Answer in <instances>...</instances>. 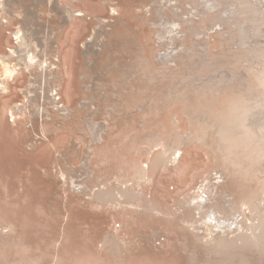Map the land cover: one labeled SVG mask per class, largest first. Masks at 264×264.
Here are the masks:
<instances>
[{"label": "rangeland", "instance_id": "obj_1", "mask_svg": "<svg viewBox=\"0 0 264 264\" xmlns=\"http://www.w3.org/2000/svg\"><path fill=\"white\" fill-rule=\"evenodd\" d=\"M62 1L72 8L80 6L88 15L70 18L50 36L49 57L55 63L58 95L45 98L40 90L36 109L26 97L32 78L30 71L17 65V71L5 74L0 59V83L5 79L7 86L0 89V264H264V254L262 256L255 247L243 245L242 248L240 243L225 247V251L216 252L217 248L213 251L178 217L183 214L188 217L187 213L182 208L175 212L179 201L188 198L207 177L218 175L215 172L220 169L224 174L214 190H227L238 202L262 181L249 172L250 179L244 175L246 166L243 170V167H234V170L233 166H225L218 136L210 124L209 129L199 119L200 123L197 122L195 112L193 115L189 112V107L197 112L203 108L200 112L209 119L223 121L231 102L239 95L237 81L227 85L217 96L214 93L215 98L206 92L205 105L197 96L192 99L188 96V105L177 97L169 99L166 93L168 87H175L180 71L182 75L187 72L188 59L196 62L205 56V62H212L213 66L215 63L219 68L211 72L207 70L211 63L199 65L204 77L220 76L219 71L222 76L237 72L241 85L258 88L259 79L254 75L257 65L242 61V50L233 28L242 15L238 13L239 16L227 19V23L219 18V15L227 18L226 13L234 2L221 0V5L204 9L196 0ZM112 6L114 12L110 10ZM36 14L43 19L49 17L54 27L62 20L57 11L46 5ZM103 20L109 24V28H105L106 42L97 54H91L90 60H86L85 42ZM166 20L178 23L179 35L164 47L160 46L157 31L167 29ZM19 24L20 20L0 9V56L12 55L11 63L18 61L10 49H19L13 37ZM117 38L122 39L119 42ZM169 49L172 52L166 58L164 53ZM23 51L18 53L23 54ZM202 54L205 55L200 56ZM172 73H178L173 76L174 80ZM168 100L173 102L169 104ZM209 100H213L212 103ZM196 103L198 106L193 105ZM153 108L158 109L157 112ZM209 108H213L210 114ZM93 121L101 123L102 138L89 143L88 131ZM44 126L47 135L42 133ZM176 135L180 142L187 138L182 141L180 158L176 163L157 165L163 147L151 144L157 142V137L162 139L159 142L177 140ZM241 151L238 149L236 154L239 158L234 157L244 162L246 157ZM85 161L95 176L88 177L92 180L79 178L86 181L79 186L82 189L79 192L78 186L72 188L69 179L65 182L60 171L79 168ZM141 165L148 168L147 176L139 185L127 183L138 196L133 206L119 201L113 204L104 203V199L100 201L98 193L102 190L99 189H103V194L105 189L118 186L116 190L121 191L119 188H125L117 185L114 175L123 173L129 177ZM108 177L111 182L107 187H94L99 180ZM93 191H98V196L86 194ZM150 199L157 209L152 212L147 209V204L152 202ZM111 233L119 236L123 248L120 254L110 241L104 244ZM110 250L118 254L112 255Z\"/></svg>", "mask_w": 264, "mask_h": 264}, {"label": "bare ground", "instance_id": "obj_2", "mask_svg": "<svg viewBox=\"0 0 264 264\" xmlns=\"http://www.w3.org/2000/svg\"><path fill=\"white\" fill-rule=\"evenodd\" d=\"M67 1L74 2V0H67ZM105 1H109V0H105ZM196 1L200 2V4L202 5V8H204V9H208V8L215 6V5H217V6L221 5V3H220L221 0H196ZM232 2H234V5L231 7L230 11L228 13H226L227 18L226 17L222 18V15H219V18H220L221 22L227 23L226 22L227 19L239 16L238 13H240L242 15L241 18H238L237 21L234 22L235 26L233 28L236 31L235 37H236V41L238 43V47L242 50V61L248 65H251V66L252 65L254 66V64H255L254 67H256V65H257L256 71L254 72V75H256V77H258V79H259V83L257 81V83L259 84V86L257 85L258 88L257 87L253 88L250 86V84L241 85L240 84L241 80L238 78L237 72H233V74H230V75L228 73L227 75L222 76V72L219 71L220 76H218V74H214L212 77H204L205 74H204V72L200 71V69L202 67L200 68L199 65L202 66V65L207 64V66H209L211 63L212 66L210 65L211 67L209 66L208 67L209 69H207V70H211V72H213L219 68L218 67L219 65H217V64L215 65V63H214V66H213L212 62L206 61L207 62L206 63L204 60H207L206 59L207 56H205L204 57L205 59L203 58L204 60L200 59L199 61H196V62L194 59L190 60L187 58L188 61H190L189 62L190 64H186L187 65V72L182 75V71H180L181 74H179V77L175 78L176 82L171 81L172 83L175 82L174 83L175 87H173V88L168 87L169 89L166 88V89H168V92H166V93L168 94L169 99H170V97H172V100H173L174 97H177L178 99H182L185 103L188 100V96H190L191 99L193 96H197L199 98L200 102H202L203 105H205L206 101L204 100V97H205L204 95L206 92H210L211 95L216 93V96H217V93L219 94L222 89L228 87L227 85L233 83L234 80L237 81L238 82V86H237L238 91H236V92H239V93H237L239 95L237 96L238 98L236 97L237 100H235L234 102L233 101L231 102L232 105L229 104L231 106L229 107L230 109H228L229 112H228V115L226 116L227 120H226V118H223L226 121L223 120L224 121L223 122V121H218V120H211V117L209 119L208 115L206 117V115H204L200 112L203 109V108H201V109L199 108L200 105L198 107V109H200V111L198 110L200 113L197 112V110H195V108L193 109L191 107H189V109H190L189 112H191V114L195 112L194 115H196V116H194V117H198V118H196L197 122H199L198 121V119H199L202 124L204 123L206 125V127L208 125L209 129H210V126L212 127L213 132H215V135L218 136L217 141L219 143V146H221V148H222V146L225 147L223 149L225 151H223L220 148L221 159L223 157L222 160H223V163L225 164V166L226 165H230L231 167L233 166L232 167L233 169H234V167H237L238 169H239V167H243V168H241L242 170L246 168V170H245L246 172L243 171L244 175L245 174L248 175V178L250 179L251 175L253 174L258 179L262 178V181L257 180L260 182V183L257 182V184H260L259 186H256L255 188L253 187V189L250 188L247 192L244 191L246 193L242 195V197L240 198V202H238L239 199H238V201H236L237 200L236 198L232 199L231 194L227 190H221V192L214 190L215 187L217 188V185H218L217 183L220 182L219 180L223 177V174H224L223 173L224 170L220 169V170L215 172V174H218V175H216L215 177H212V178L207 177L206 180L204 179L206 182L203 183L200 187H198L197 190L194 189L193 193L191 195H189L188 198H186L185 200L179 201L177 204L178 206H177V209L175 212L177 213L178 210H180V208H182L183 210L182 209L181 210L187 213L186 215L188 217L184 216V214L181 216L178 215V217L183 222L189 224V227L192 229L194 234L196 236L203 238V240H205V242L210 245L209 247H211L212 250L213 249L215 250L217 248L215 251L220 252L218 250H220V249L223 250L227 246H228L227 248H229V246L233 247V244L236 245L237 243H240L242 245V248H243V245L257 248L263 256V254H264V0H232ZM159 3L161 5L163 2L162 3L159 2ZM43 5L51 7V9L57 11L58 15H60V18L62 20L60 22H58V25L56 27H54L52 25V22H51L49 17H45L46 19H43L40 17L39 14L38 15L36 14V12H39V13L42 12V6ZM0 9L2 11H4L5 13H7L10 17H15L18 20H20V24L18 26H16V30L13 31V37H14L15 43L19 47V49H17V48L10 49L12 54L17 55L16 58L18 59V61L16 63H11L10 57L12 55L8 56L6 58H4L5 56H0V59L2 60L1 63L4 66L3 71L5 74L11 75L14 71H17V65H19L20 68L27 69L30 71L32 78L30 80L28 88H26V94H27L26 97L29 99L30 104H34V107L38 108L39 103H37V102H39L38 97H39V91L40 90L43 91V95L45 96V98H54L56 95H58V92L56 90V82H55V79L57 76V72L54 70L55 69V65H54L55 63L49 57V44L51 41L50 36L54 35L55 32H57V30L59 29L60 25L66 23L70 18H74L77 16L78 17L87 16L88 13L83 8H80V6L76 7V8L70 7L67 3L63 2L62 0H0ZM110 10L114 12L115 8L112 6V7H110ZM48 14H50V12H48ZM106 21H104V20L100 21L98 23L97 27H94L93 34L90 35L89 39L85 42V47H86L85 55L87 57L86 60L90 58L91 54H97L100 47H102L104 45V42H106V41H104L106 39L105 37H106V30H107L105 28H109V27H107L109 25L107 23L108 21L107 22ZM166 21L167 22H165L166 23L165 25L168 26L167 29L161 28V30L157 31L159 33V37H158L159 42L161 43V44L160 43H158V44H160V46L164 45V47L166 46V44L168 45V43L170 45L172 42L170 43L168 41H175L176 37L179 35L178 34L179 30L176 29V26L178 25V23H175V20H173V21L166 20ZM109 23H110V21H109ZM161 24H162V22H161ZM159 26H160V24H159ZM127 37H128V35H127ZM119 39H122V38H117L118 41H119ZM129 39H130V37H129ZM114 40H116V39L114 38ZM136 43H137V41H136ZM22 50H24L23 51L24 53L19 54L18 52L22 51ZM50 50H51V48H50ZM171 52H172V49L165 51L164 56L166 58L169 57V55H171ZM204 55L205 54H202L200 56H204ZM191 56H193V55H191ZM187 59H185V60H187ZM161 61L163 62L164 60H161ZM166 61H165V63H166ZM188 61H186V62H188ZM90 63L88 62V65ZM208 63H209V65H208ZM140 64H142V63H140ZM183 65H184V63H183ZM93 66H94V64H93ZM198 68H200V69H198ZM166 69H167V67H166ZM171 69H173V68H171ZM184 69H186V68H184ZM197 69H198V71L202 72L201 73V74H203L202 76H201V74L198 75V73H200V72H197ZM146 70H147V68H146ZM149 72H150V70H149ZM145 73H146V71H145ZM173 73H172L171 78H173V76L176 77V75L178 74V73H176V75H174ZM150 74H152V73H150ZM156 74L159 75L161 73L157 72ZM180 75H182V76H180ZM228 76H230V78H228ZM246 76H248V75H246ZM94 79H96V77ZM173 80H174V78H173ZM152 81H154V80L152 79ZM170 84L171 83H169V86H170ZM171 85H173V84H171ZM252 85H253V82H252ZM233 86H235V85H233ZM6 87L7 86L5 84V79H3V81L0 83V89L4 90V89H6ZM235 89H236V87H235ZM183 91H187V92L185 94H183L184 93ZM48 92H51V95L48 96L47 95ZM207 94L208 93H206V100H208ZM165 97H167V96H165ZM213 97H214V95H213ZM216 98L218 99V97H216ZM43 99H44V97H43ZM169 101L170 100H168L169 104H171L173 102L172 101L170 103ZM209 101H208V103H209ZM212 101H210V102L212 103ZM154 103L158 104V101L156 103V100H155ZM168 103L166 101V104H168ZM177 103H178V100H177ZM187 103H188V105H190V102L187 101ZM208 103H207V105H208ZM181 105H182V103H181ZM193 105L198 106L197 103L193 104ZM207 105H206V107H208ZM156 106H158V105H156ZM152 107H154V105ZM139 108H140V106H139ZM213 108H209V111ZM153 109L156 110V112L158 110L155 108H153ZM215 109H217V108H215ZM211 111L209 112V114L211 113ZM189 112H187V114ZM202 112H203V110H202ZM12 114H14V113H12ZM207 114H208V110H207ZM219 114H216L215 116H217ZM221 114H220V117H221ZM189 117H190V114H189ZM194 117L192 116L193 119H194ZM100 124L94 123V121L92 123H90V126H89L90 131H88L90 133L89 134V136H90L89 143H92V142L95 143L98 140H101L100 139V138H102L101 131L103 132V130H102V126H100ZM209 124H210V126H209ZM41 130H42L43 134L47 133L45 126L42 127ZM45 131H46V133H45ZM179 136L176 137L177 140H168V141L159 142V141H162V139L159 140L160 138L157 137L158 138L156 140L157 142L152 143V141H151L152 147L158 146V145H161L163 147V149L159 153V159L156 161L157 165H159V164L165 165L167 162L168 163L169 162H175L180 158L181 150L183 149L181 147V146H183L182 141L186 140L187 138H184V140L181 139L182 141L180 142ZM182 138H183V135H182ZM87 147H90V146H87ZM91 148L93 149V147H91ZM238 149L243 150V151H241L242 153L244 152V156L246 157V160L244 162H242L240 159H238L239 155H236ZM62 152H61V154H63ZM92 152L94 153V151H92ZM89 154L90 153H87V155H89ZM235 155L238 158L234 157ZM244 156H241V157L244 158ZM90 160L91 159H89V162H90ZM134 166H133V168H134ZM244 166H246V167L244 168ZM121 167L119 169H122ZM146 169H148V168L145 165L144 166H142V165L138 166L136 168L134 174L133 175L131 174V176H129V177H127L125 174H123L122 173L123 171L121 172L119 170L122 174L119 173V174L114 175L115 176L114 180H116V183H117V185H119V187L120 186L125 187V188H119V190L122 189L121 191L116 190L118 187L117 185H116L117 186L116 189L111 188L113 186L110 185L111 186L110 188L112 190L107 189V191H106V189H105V191L102 194L103 189H99V188H101L100 186H102V187L106 186L107 187L108 184H110L111 179L108 177V179L99 180V182L94 185V187L97 186L99 190H102V191L98 190L99 193L97 191V193L99 195L98 198H100V201H102V202H103V200H101V199H104V203H106V202L117 203L119 201L120 203L125 202V204H129V205L133 206L134 201L138 199V196L136 194H134L136 190L135 191L133 190L134 193L131 190L134 187L129 189V187H127L128 186L127 183L129 181H131L132 185H134L135 183H136V185L137 184L139 185L140 182H142V179H144L145 176H147L146 175ZM240 170L238 172H240ZM214 171H215V169H214ZM247 172H249V174H251V175L247 174ZM60 173H61V176L63 178H65V180H67L65 182L68 183V179H69L70 184L73 185L72 188L75 189L77 186L79 187V186L83 185L86 181L84 182L82 180L86 179V178L89 179L88 177H91V175L94 173V171H92V169H90L88 163L85 161V162H82V164L80 165L79 168H69L67 171L61 170ZM254 176H252V178ZM93 177H91V178H93ZM79 178H81L82 180H80ZM254 179H256V178H254ZM254 179H252V180H254ZM89 180H92V179H89ZM253 183H254V181H253ZM114 185H115V183H114ZM249 187H250V185H249ZM89 189L92 191L91 187H89ZM244 190H246V189H244ZM79 192H82L81 187H79ZM95 193L96 192L93 191L91 194L90 193H86V194L93 197L95 195ZM97 193H96V195H97ZM139 196H141V195H139ZM119 197H122L124 201L119 200L120 199ZM98 198H97V200H99ZM139 201H140V199H139ZM151 201L152 200L150 199V202ZM147 202L149 203V201H147ZM136 206H137V204H136ZM147 206H148V208H147L148 210L152 209L150 212H152L156 209V206L153 203V201L151 203L147 204ZM168 212H171V210ZM164 213H167V211H165ZM168 214L170 215V213H168ZM116 229H114V230L116 231ZM230 234H231V236L233 235V237H230ZM118 237L119 236H117V235L114 236L113 234L110 237H108V235H107L105 238L106 241L104 240L105 241L104 244L105 243L109 244L108 241H110V244L113 243L115 245V248H113V246H111V245H109L108 247H112L114 250H117L119 253L121 251L120 249H123V248H121L122 245L119 243L120 240H118ZM102 245H103V243H102ZM125 245H126V243H125ZM246 246H245V248H246ZM232 247H230V248H232ZM235 247H237V246H234V248ZM237 248H239V247H237ZM114 250H110V252L112 251L111 254L113 253L112 255H114V253H115ZM212 250H210V251L212 252ZM117 251L115 254H118ZM224 251H225V249H224ZM115 256H117V255H115Z\"/></svg>", "mask_w": 264, "mask_h": 264}]
</instances>
